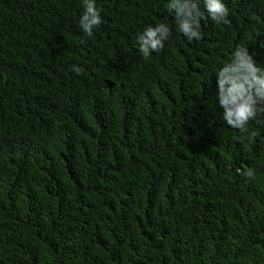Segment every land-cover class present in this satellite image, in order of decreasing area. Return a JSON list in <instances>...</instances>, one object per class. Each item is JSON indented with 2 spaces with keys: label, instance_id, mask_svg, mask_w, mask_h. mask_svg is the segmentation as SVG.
Returning <instances> with one entry per match:
<instances>
[{
  "label": "trees",
  "instance_id": "1",
  "mask_svg": "<svg viewBox=\"0 0 264 264\" xmlns=\"http://www.w3.org/2000/svg\"><path fill=\"white\" fill-rule=\"evenodd\" d=\"M93 2L0 0V264H264V0Z\"/></svg>",
  "mask_w": 264,
  "mask_h": 264
},
{
  "label": "clouds",
  "instance_id": "2",
  "mask_svg": "<svg viewBox=\"0 0 264 264\" xmlns=\"http://www.w3.org/2000/svg\"><path fill=\"white\" fill-rule=\"evenodd\" d=\"M207 8L212 16L213 20H218L220 17L227 15V9L219 3V0H211L207 2ZM82 29L90 36L94 26H98L101 23L99 13L96 10L93 0H85V11L81 18ZM188 28L187 24L181 26L182 31H186ZM157 33H162L161 38H157ZM195 35V33H193ZM168 38V30L163 25L158 26L155 29H147L143 35L139 37L140 51L147 55L149 49L159 50L163 47L162 40ZM77 72L80 69H75ZM227 103V102H225ZM254 110L247 106H240L234 112L231 110L226 111L225 119L233 127L243 128L249 118L254 116ZM250 175V173H249Z\"/></svg>",
  "mask_w": 264,
  "mask_h": 264
}]
</instances>
